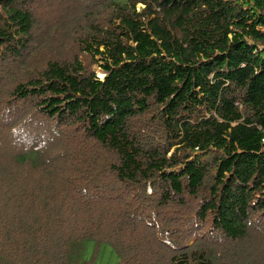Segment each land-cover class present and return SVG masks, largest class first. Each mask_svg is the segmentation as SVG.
<instances>
[{
    "label": "trees",
    "instance_id": "16d2710c",
    "mask_svg": "<svg viewBox=\"0 0 264 264\" xmlns=\"http://www.w3.org/2000/svg\"><path fill=\"white\" fill-rule=\"evenodd\" d=\"M87 242L264 264V0H0V264Z\"/></svg>",
    "mask_w": 264,
    "mask_h": 264
},
{
    "label": "rangeland",
    "instance_id": "374dc122",
    "mask_svg": "<svg viewBox=\"0 0 264 264\" xmlns=\"http://www.w3.org/2000/svg\"><path fill=\"white\" fill-rule=\"evenodd\" d=\"M96 70L102 77L104 76L100 69ZM94 249V245L91 242L86 243V249L83 255L84 261H89L90 264H116L117 254L110 244L101 242Z\"/></svg>",
    "mask_w": 264,
    "mask_h": 264
},
{
    "label": "water",
    "instance_id": "95a60500",
    "mask_svg": "<svg viewBox=\"0 0 264 264\" xmlns=\"http://www.w3.org/2000/svg\"><path fill=\"white\" fill-rule=\"evenodd\" d=\"M102 76V75H101Z\"/></svg>",
    "mask_w": 264,
    "mask_h": 264
}]
</instances>
